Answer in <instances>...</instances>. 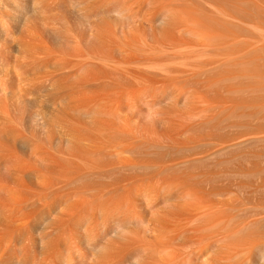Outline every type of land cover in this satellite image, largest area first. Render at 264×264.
<instances>
[{"label": "bare ground", "instance_id": "obj_1", "mask_svg": "<svg viewBox=\"0 0 264 264\" xmlns=\"http://www.w3.org/2000/svg\"><path fill=\"white\" fill-rule=\"evenodd\" d=\"M259 17L264 0H0V264H236L253 223H235L232 200L254 186L207 165L261 137L246 141L253 121L232 136L249 116L237 107L264 104L233 90L264 46L238 55L235 32L263 35Z\"/></svg>", "mask_w": 264, "mask_h": 264}, {"label": "rangeland", "instance_id": "obj_2", "mask_svg": "<svg viewBox=\"0 0 264 264\" xmlns=\"http://www.w3.org/2000/svg\"><path fill=\"white\" fill-rule=\"evenodd\" d=\"M259 18H261V17H259ZM253 21H254V22L257 21V24H259V21H260L261 24H259V26H260V27L262 26V28H264V27H263V26H264V25H263V24H264V17H263V20H262V18L259 19V20H258V18H257V20H253ZM262 21H263V22H262ZM254 22H252L253 25H254ZM250 23H251V22H250ZM255 23H256V22H255ZM248 24H249V23H248ZM250 25H251V24H250ZM250 25H249V26H250ZM249 26H248V27H249ZM246 27H247V26H246ZM246 27L244 26V27L238 29V31H239V35H236V33H238L237 31L235 32V36H237V38H235V41H236V40H240V37H242L241 39L243 40V41H242V40L240 41V43L242 42L241 46H237V44H236V46H237V50H236V51H238L240 48H242V50H241V49L239 50V51H241L240 53H239V51H238V53L236 52L238 55H241L242 53L245 54V51L248 52L249 50H251V48L253 49V48L255 47V45H256L258 42H259L260 44H264V40H263V39H264V36H263L264 34L262 35L261 33L259 34V33L257 32L258 34L255 35L256 32L254 33V32H253L254 29L250 27V28L252 29V32L254 33V34H253V35H254V39H253V35L251 34L252 32L249 33L251 29H247L248 27H247V28H246ZM244 28H245L246 30H249V31H246V30H245V32H244ZM240 29H243V30H242L243 32H242L241 34H240V32H241ZM254 31H255V30H254ZM247 32H248L249 34H248ZM246 33H247V34H246ZM245 34H246V35H245ZM243 35H244L246 38H244ZM249 35H252V36H250L251 39H250ZM239 36H240V37H239ZM247 36H248V37H247ZM256 36H257V37L262 36V39H261L260 37L255 39ZM248 39H250V40H248ZM258 39H259V40H258ZM246 40H247V41H246ZM256 41H258V42H256ZM244 42H246V43H244ZM251 42H252V43H251ZM236 43H239V41H237ZM249 43H250V44H249ZM254 44H255V45H254ZM238 45H240V44H238ZM248 45H249V47H248ZM242 46H243V47H242ZM256 46H257V49H256V48L253 49V50H254V53H253L252 50H251V52L253 53V55H254V56L256 55V57H254V56H252V57L250 56V57H249L247 54H245V56L247 55V56H248L249 58H251V59L246 58V57H247V56H246V57H245L246 60L243 61L244 59H243V58H242V59L240 58V60H238L239 62H237V67H238V68H237V71H238V69H239L240 64H241L243 67H244V65H245V67H247V66H246V64H247V65H249V67H247V69H248V68H249V69H250V68L252 69V68H253V65H252V67H250L251 61H259V62L261 61V63H262V67H261V63H258V62H255V64H254V62H252V64H254V65H258V64H259V65H260V66L258 65V66L260 67L259 70H260L262 73L257 69V68H259V67H255L256 72L259 71V72H257V73L255 72V74H259L258 76L255 75L253 71H251V75H250V74H249V73H250V70H249V69H248L249 72H248L247 69H246V71H247L248 73H247L246 71L243 70V72H246V73L249 74V75H247L246 73L243 74V73H238V72H237V73H238V76H237V73H236V76L239 77V78H240V77H241V78H243V77H244V78H247V77H249V76H250V78H253V77H255V78H253V80H252V79H248V78L245 80V79L243 78V80H245V82H244V81H241V82L244 83V84H242V86L244 87V85H245V86L247 85L246 88H245V87H244V88L239 87L240 89H239V88H238V89H237V88H234L233 90L238 91V92L240 91V93H241V90H242V91H243V90H244V91L246 90L245 92H244V91L242 92V93L244 94V93H246V92L248 91V89L250 90L249 92H251V91H252L251 89H254V88H255L254 90H256V89L259 90L258 93L256 92L257 95L254 94V93L251 94V93H249V92H248L249 95H248V93H247V94H244V95H243L242 93H241V94H240V93H239V94L237 93V94H238V95H241V98H244L243 96L248 95V96H246V99H247V97L251 98V95H252V96L254 95V97H252V98H257V97L259 96V97L257 98V100H258V99L260 100V97H261V103H262V102L264 103V101L262 100V99H264L263 94H262V96H260V94H261V93H260V89H263V90H264V85H263L264 83H262L263 81H262V79H261V78L264 79V72L261 70V68L263 69V64H264V62H263V61H264V46H263V45H259V44L256 45ZM260 46H261V47H260ZM262 46H263V47H262ZM238 47H239V48H238ZM245 47H247V48H245ZM235 48H236V47H235ZM243 48H245V49L243 50ZM258 48H259V50H258ZM261 48H262L263 51L261 50ZM247 50H248V51H247ZM256 50H257V51H256ZM260 50H261V51H260ZM255 51H256V52H255ZM259 51H260V52H259ZM258 52H259V53H258ZM249 53H250V52H248V54H249ZM257 53H258V54H257ZM262 53H263V56H261ZM259 54H261V55H259ZM249 55H250V54H249ZM251 55H252V54H251ZM257 56H258V57H257ZM260 56H261V57H260ZM240 57H243V55L240 56ZM252 58H253V59H252ZM247 59H248V60H247ZM261 59H262V60H261ZM248 61H249V62H248ZM244 62H247V63H244ZM238 64H239V65H238ZM242 66H240V67H241V71H242V68H243ZM243 69H244V68H243ZM252 70H253V69H252ZM239 71H240V69H239ZM254 71H255V70H254ZM252 72H253V73H252ZM260 73H261L262 75H261ZM240 74H242V75H240ZM252 74H253V75H252ZM258 77H259V79H261V80H259V81H262L261 83H259V82L257 81V80H258ZM254 79H255V81H254ZM238 80H239V79H238ZM238 80H237V82H238ZM241 80H242V79H241ZM247 80L254 81V82L257 81V83H254V84H253V83L251 82L252 84H245V83H247V82H246ZM237 82H236V83H237ZM248 82H249V81H248ZM238 83H239V82H238ZM238 83H237V84H238ZM260 84H262L263 86H261V87H258V86L254 87V86H253V85H260ZM251 85H252V87H250ZM238 86H240V85H238ZM238 86H237V87H238ZM247 87H248V88H247ZM263 90H261L262 93H264ZM252 92H253V91H252ZM259 93H260V94H259ZM250 94H251V95H250ZM238 95H237V96H238ZM242 95H243V96H242ZM256 96H257V97H256ZM239 97H240V96H239ZM236 98H237V97H236ZM241 98H240V99H241ZM249 98H248V101H249V100H252V99H249ZM240 99H238V100H239L238 102H240ZM246 99H245V100H246ZM242 100H243V99H241V101H242ZM245 100L242 101V102H246V103H247V100H246V101H245ZM253 100H254V99H253ZM259 100H258V102H259ZM236 101H237V99L235 100V103H236V104H235V107L239 105V103L237 104ZM255 101H256V100L251 101V103H249L250 106L248 105L249 107H248L247 105H245V104H243V105L241 104V105H239L240 108H239V107H237V108H238V110H239V109H241L242 107H245V106H246V107L244 108V109L246 110L245 113H246L247 116H248V115L250 116V115L256 110L255 108H257V109L259 108L258 110H260V111H261V108H264V104H262V105L259 104V105H258L257 101H256V102H255ZM252 102H253V103H252ZM240 103H241V102H240ZM254 103H257V105H255ZM259 103H260V102H259ZM251 104H252L253 106H251ZM257 106H259V107H257ZM247 108H253L254 110L252 109L253 112H252V110H251V112H252V113H251L250 110L247 109ZM244 109H242V110H244ZM238 110H237L236 112H238ZM248 110H249V111H248ZM258 110L255 111L254 113L257 114V113H258ZM263 111H264V109H263ZM263 111H262L261 115H258V117H257V116L255 117V118L258 119V121H259V117L261 116V118H260V122H261V119L264 120V113H263ZM241 112H243V113H240V110H239V113H236V115H234V118H235L237 121H236V120H233V124H234L235 126H237V128H238V126H239V128H241V127H244V128H245V127H246V130L243 129V128H241V129L244 130V131L240 130V131L242 132L241 134H240V131H239L238 129H237V130H238L239 132H238V131H236V132L234 131V134L232 135V136H233V139H237V138H239V140H238L237 142H240V141L242 140V138H243V139H245V138L247 139V138L249 137V140L247 139L246 141H252V140H253L252 136H254L253 134H255L256 137H260V136H261V137H264V136H262V135H264V121L261 122V123H263V125L260 124V122H256L257 120H255V118L252 117V115H253L254 113L251 115L252 118H250V119H252V120H249V116H248V119H247V118H244V117H241L242 120L244 119V121H243L244 123H245V121H246V123H248V124H249L250 122L252 123V121L256 123V124H255V123L253 124V125L256 126V127H254L253 125H252L253 127H251V126H250L251 123H250L249 125L247 124V125H248V127H247V125H245L246 123L243 124V125H242V123L240 124V122H242V121H240L239 118H240V116H242V115L244 114V111H241ZM248 112H250V113H248ZM256 112H257V113H256ZM237 114H239V118H238L239 120L237 119V117H238ZM240 114H241V115H240ZM259 114H260V113H259ZM262 115H263V116H262ZM244 116H245V114H244ZM247 116H246V117H247ZM234 118H233V119H234ZM245 119H246V120H245ZM253 119H254V120H253ZM234 121L239 122V123H238V124H237V123H234ZM249 121H250V122H249ZM239 124H240V125H239ZM258 124H259V126H258ZM260 125H261V126H260ZM240 126H241V127H240ZM249 126H250L252 129L254 128L253 130H254L255 132H253L252 129H251L252 131L249 129L250 131H249V130H248V131H249L250 133H251V132H252V133L250 134L249 132H247V133H249V134L247 135V136H248V137H247V136H246L247 133H245V132L247 131V128H249ZM259 127H260V128H259ZM256 129H257V130H256ZM222 130H223V131L218 130V132H216V133H217V134L219 133V135L221 136V133H222V132H223V134H224L225 132H227V131L224 130V129H222ZM220 131H221V133H220ZM224 131H225V132H224ZM257 131H259V132H257ZM262 131H263V132H262ZM203 133H207V132L202 131V134H201V132H199L198 135H197V139L199 138V140H204V139H206V138H209V137L207 136L208 133L205 134L206 136H205ZM237 133H239L240 136H239ZM243 133H245V134H244V135H245V138L242 137V136H243V135H242ZM257 133H259V134H257ZM200 134H201L202 136L204 135L205 137H200V136H201ZM214 134H215V133H214ZM235 134L238 135L237 138H236V136H234ZM199 135H200V136H199ZM219 135H218V136H219ZM224 135L227 136V135H228V132L225 133ZM224 135H222V136H224ZM250 135H252V136H250ZM198 136H199V137H198ZM214 136H215L214 139L217 138V139L220 140V139L223 138L222 136H221L222 138H221V137H218L217 135H214ZM216 136H217V137H216ZM226 136H225V137H226ZM232 136H231V137H232ZM225 137H224V138H225ZM231 137L228 136V139H227V140H229ZM241 137H242V138H241ZM261 137L257 139V138H255V136H254V138H255V140H256L257 143H253V142H255V140H254V141L252 142L253 145H252V143H250V142H247V143H246V142H245V143H243V142L241 143V142H240V145H241V146H238V148H237V149H238L237 152L239 151V149L243 150V151L240 150V151H239V154H240V152H244V154H246V155L248 154V155H249V156L247 157V158H249V159H250V157H251V155H252L253 153H254V155L256 156V157L254 156V159L252 158L253 161H252V160H249V159H248V161L246 160V162L249 164V169H250V167H251V164L253 165V167H251V169L249 170V171H251L250 174H253V173H254V174H255V173L257 174V173H258V174H257L258 176L255 175L254 177H252L253 179H250L251 177H250L249 171L247 170V169H248V166H247V164L245 165L246 162H245V161H244V162L242 161V159H243V160L245 159L244 156H246V155H244V154L242 155V154H241V155L243 156L242 159H241V157H238V156H237L238 153H236L237 155L234 154L235 157L237 156L238 158H240V160H237V162H239V161L241 162V161H242V162H241L242 165H241V163L239 162V164H240V166H241L242 169L240 168V166H239L238 163H236V162L232 163V161H233L232 158L234 157V155L232 156V154L235 153V151H234L233 153L231 152V155L228 154V157H227V158H226V156L224 157L225 152L222 153L223 155L220 153V155H222L223 158H222V157H221V158H220V157L217 158L218 155L216 156L217 159H221L220 161L214 159L213 161H215V162H211V164L208 162L210 165H207V168H209L211 165H214V163H215V166H216L217 164L220 163L219 165H221V167H219V168H221V169L224 170V168H226V169H229V168L232 169V168H233L232 166H234V165L236 166V164H237L238 166H236V167L239 168L242 172H240L239 169H238V170H239V171H238L237 168H236L235 166H234V168H236V169H233V170H234V171L237 170V171H238L239 173H241L243 176L245 175V176L248 177V175H249V178H246V177L244 176V178H246V179H248V180H246V179H243V180L241 179V180H240V178H242V177L238 178V175H237V178H238V179H236V183H235V181H233L234 179H230V178L228 179L227 177H228V175H230V174L232 175V176L230 175V177H233V175H234L237 171L234 172V173L232 174V171H233V170L230 171V169H229V170H227L228 172H226V170H225L224 172H226V173H224L223 170H221L224 174H227V177H225V178H227L226 182H227L228 180H229V181H233V182H234V183H233L234 185L236 184V186H242V187H243V186H244V187H247V186L250 185V184L254 186V187H252V186H248L247 189H246V191H244V192L247 193V194H246V193H244V192L242 191V190H245L244 188L241 189V187H240V188L237 187V189H241V190L239 191V190H237L236 188H234V186H233L232 188H234V189H230V188H231L230 186H231L232 183L230 184L229 181L227 182V183H229L230 186H229L227 183H225L227 186H229V187H227V188H229L230 190H232V191H229L227 188H225V189L228 190L227 192H229V196H231V199L233 198V197H232V194H233V193L236 194V192H234L233 190L239 191V192H237L238 195L236 194V196H235V197H238V199H236V198L234 197L232 201H233V202H236V205H237V202H238V204H241V203H239V202H242V205H240V206L237 205V206H239V208H238V207L235 205V203H234L235 207L237 208V210L234 211V213L232 214L233 217H234V216L237 217V219L235 220V223H239V225H240V224H243V225L245 224V225H244L245 227H249V226L253 223V225L250 226L251 228H249V229H247V230H243V229H241L240 234H239V236H238V237H240V235H241L240 240H239V238H237V239H238V242L236 243V244H237V247H234V245H236V244L233 243V247H234L235 249L237 248V250H236L235 252H234V251H233V252L236 253V255L234 254V256H236V258H238V259L235 260L236 258L232 257V259H234L235 263L237 262L236 264H238V261H239L240 264H245V263H246V264H264V258L261 260L262 256L264 257V224H263V222H264V217H263V216H264V209H263V205H264V178L262 179V178H260V176H259L260 173H261V176L264 177V171H262V170H264V145H263V144H264V141H262V140H264V138H261ZM224 138H223V139H224ZM226 138H227V137H226ZM226 138H225V139H226ZM240 138H241V139H240ZM250 138H251V140H250ZM217 139H216V140H217ZM225 139H224V140H225ZM219 140H218V141H219ZM224 140H221V141H223V142L227 141V140H225V141H224ZM258 140H261V142H260V141L258 142ZM215 142H217V141H215ZM219 142H220V141H219ZM219 142H218V143H219ZM218 143H217V144H218ZM248 143H250V144H248ZM219 144H221V142H220ZM242 144H243V146H244V144H245L244 147L247 146L246 144L251 145V148L249 149V146H247L248 148H246V149H245V148H242V147H243ZM256 144H257V145H256ZM207 148H208V147H206V150H207V152H208V149H207ZM244 149H245V151H244ZM206 150H205V151H204V150H201V151H203V152L205 153ZM209 150H210V149H209ZM234 150H235V149H234ZM246 150H249V153H245V152H248V151H246ZM212 151H213V150H212ZM212 151H211V152H212ZM250 151L253 152V153H250ZM262 151H263V152H262ZM207 152H206V153H207ZM257 152H258V153H257ZM260 152H261L262 154H261ZM255 153H256V154H255ZM229 155H230L231 157H230ZM241 155H240V156H241ZM257 155H258V156H257ZM261 156H262V157H261ZM235 157H234V158H235ZM252 157H253V155H252ZM224 158H226L227 160H223ZM234 158H233V159H234ZM238 158H237V159H238ZM247 158H246V159H247ZM230 159H231L232 161H228V160H230ZM234 160L236 161V158H235ZM223 161H224V162L226 161V163H227V161H228V163H227L228 166L225 165V164H222ZM255 161H256V162H255ZM218 162H219V163H218ZM221 162H222V163H221ZM230 162L232 163L231 165L229 164ZM251 162H252V163H251ZM260 162H261V163L263 162L262 165H260V164H261ZM250 163H251V164H250ZM258 163H259V164H258ZM233 164H234V165H233ZM254 164H255V165H254ZM243 165H244L245 167H242ZM256 165H258L259 168H261V169L256 168V167H258V166H256ZM208 166H209V167H208ZM223 166H225V167L222 168ZM254 166H255V167H254ZM212 167H214V166H211V168H212ZM217 167H218V165H217ZM217 167H216V169H217ZM211 168H210V169H211ZM219 168H218V170H217L218 172H216V176H217L218 179H219V177H218L219 175H220V177L226 176V175H223L222 172H221V174L219 173V172H220ZM244 168H245V170H247V171H245V170L243 171ZM246 168H247V169H246ZM252 168H254L255 170H253ZM212 169H214V168H212ZM212 169H211V170H212ZM257 169H258V170H257ZM229 171H230L231 173H230ZM243 172H244V173H243ZM245 172H247L248 174L246 175ZM217 173H218V175H217ZM229 173H230V174H229ZM239 173H236V174H239ZM213 175H215V174L213 173ZM222 175H223V176H222ZM239 175H240V174H239ZM234 177H235V176H234ZM258 177H259V178H258ZM225 178H221L222 180L219 179V180H221V181H220V182L217 181L218 184H219V185H220V184L222 185V183L224 182ZM223 179H224V180H223ZM260 179H262V180H260ZM237 180H238L239 182L241 181L240 184L237 183V182H238ZM244 180H245V181H248V184H246L247 182H244ZM250 180H252V182H250ZM262 181H263V182H262ZM261 182H262V183H261ZM244 183H245V184H244ZM249 183H250V184H249ZM216 184H217V183H216ZM223 184H224V183H223ZM225 184H224L223 188L226 186ZM238 184H239V185H238ZM241 184H244V185H241ZM256 184H257V185H256ZM260 184L263 185V186H261ZM219 185H217V186L222 188V186H219ZM236 186H235V187H236ZM257 186H258V187H257ZM260 186H261V187H260ZM255 187H257V188H255ZM221 188H219V189H221ZM219 189H218V190H219ZM258 189H259V190H258ZM218 190H217V191H218ZM221 190H222V192L224 191V189H221ZM255 190H256L257 192H255ZM251 191H252V192H251ZM227 192H225V193H227ZM240 192H243L244 194H243V193H242V194H239ZM248 192H250L251 194L249 193V195H248ZM254 192H255V193H254ZM223 193H224V192H223ZM223 193L221 194L222 196H223ZM230 193H232V194H230ZM218 194H219V193H218ZM227 194H228V193H227ZM227 194H224V195H227ZM255 194H256V195H255ZM258 194H259V195H258ZM233 195H234V194H233ZM219 196H220V194H219ZM240 196H241V198H240ZM248 196H249V197H248ZM255 196H256L257 198H256ZM259 196H260L261 198H260ZM223 197H224V196H223ZM252 197H253V200H252ZM262 197H263V198H262ZM217 198H218V196H217ZM217 198H216V200H215V198L213 199V200L216 201V202H213V205H214V203H215L214 206H218V203L221 205V203H222L223 201H224V202H223L224 204H225L226 201H228V202L230 201V197H229V198L226 197V198H225L226 200H225L224 198L221 199V198L219 197V198H218V201H217ZM227 198H228V199H227ZM245 198H247V199H245ZM220 199H221V200H220ZM234 199H236V200L234 201ZM239 199H240V201H239ZM257 199H259L260 202H259ZM262 199H263V200H262ZM222 200H223V201H222ZM237 200H238V201H237ZM220 201H222V202L220 203ZM232 201H230L229 203L232 204ZM244 201H245V203H246V202H248V203L245 204ZM251 202H252L253 204H252ZM223 203H222V205H223ZM229 203L227 204V202H226L227 207L229 206ZM255 203H258V204H255ZM261 203H262L263 205H262ZM216 204H217V205H216ZM226 204L223 205V206H221V207L226 206ZM244 204H245V205H244ZM254 204H255V205H254ZM220 205H219V207H220ZM259 205H260V206H259ZM252 206H253L254 208H253ZM257 206H258V207H257ZM229 207H230V206H229ZM242 207H244V208H242ZM256 207H257V209H256ZM259 207H261V208L259 209ZM251 208H253V210H252ZM254 209H255V210H254ZM234 210H235V209H234ZM240 210H241V211H240ZM257 210H258V211H257ZM261 210H262V211H261ZM237 211H238V213H237ZM259 211H260V212H259ZM242 212H244V213H242ZM247 212H249V213H247ZM250 212H251V213H250ZM262 212H263V213H262ZM236 213H237V215H239V216L235 215ZM241 213H242L243 215H245V216H243V218L245 217L244 219H246L245 221H244V219H243L242 217H241V218H238V217L242 216ZM247 214H248L247 217H249V218L246 217ZM261 215H263V216H261ZM250 217L253 218V219H251ZM257 217H259V218H257ZM256 218H257V219H256ZM261 218H262L263 220H261ZM238 219H239V220H238ZM240 219H241V221H240ZM242 219H243V220H242ZM249 219H250V220H249ZM258 219H260L259 222H258ZM252 220H253V221H252ZM254 220H257V221L255 222ZM236 221H238V222H236ZM249 221H250V222H249ZM240 222H241V223H240ZM247 222H249V223H247ZM254 222H255V223H254ZM257 222H258V223H257ZM235 223H234V225H235ZM246 223H247V225L249 224V226H247ZM255 224H256V225H255ZM261 224H262V225H261ZM234 225H233V228L235 227L236 230H235V229H233V230H235V231L239 230L240 227H241V228L244 227V226H238V224H236L235 226H234ZM259 225H261L260 228L258 227ZM237 226H238V227H237ZM262 226H263V227H262ZM258 228L260 229V231L258 230ZM244 229H245V228H244ZM254 229L256 230L255 233L252 232V231H255ZM257 230H258V231H257ZM248 232H250V233H249L250 235L248 234ZM257 233H258V234H261L262 236H261V235H258V236L255 235V234H257ZM223 234H224V232L222 231V235H223ZM245 234H247V235H245ZM243 235H244L245 238L243 237ZM249 236H250V237H249ZM251 237H252V238H251ZM253 237H255L256 239L253 238ZM243 239H244V241H243ZM247 239L250 240V241H248ZM253 239H254V240H253ZM260 239H261V240H260ZM239 241H240V242H239ZM241 242H242L243 244H242ZM249 242H250V243H249ZM251 243H252V244H251ZM241 244H242V245H241ZM240 246H241V247H240ZM259 246H260V248H257V247H259ZM223 248H225V250H226V247H223V244H221V249H223ZM244 248H247V249H244ZM248 248H249V249H248ZM235 249H233V250H235ZM240 249H241V250H240ZM242 249H243V250H242ZM256 249H259L260 251H259V250H256ZM225 250H220V254L223 253V254H221V255H222V257H224V258H225V252H226ZM257 251H258V252H257ZM216 252H217V251H216ZM218 253H219V251H218ZM242 254H244V255H242ZM248 254H249V255H248ZM253 254H254V255H253ZM257 254H258V255H257ZM237 256H238V257H237ZM241 256H242V257H241ZM260 256H261V258H260ZM245 258H246V259H245ZM252 258H253V259H252ZM223 260H224V259H223ZM253 260H254L255 262H254ZM234 261H233V262H234ZM258 261H259V262H258ZM224 262H225V260H224ZM233 262H232V263H233ZM241 262H242V263H241ZM233 264H234V263H233Z\"/></svg>", "mask_w": 264, "mask_h": 264}]
</instances>
